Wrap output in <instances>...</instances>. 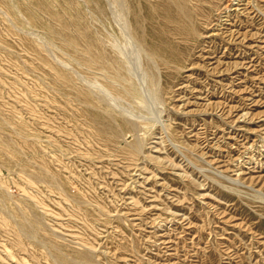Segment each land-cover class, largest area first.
Here are the masks:
<instances>
[{
    "label": "rangeland",
    "instance_id": "1",
    "mask_svg": "<svg viewBox=\"0 0 264 264\" xmlns=\"http://www.w3.org/2000/svg\"><path fill=\"white\" fill-rule=\"evenodd\" d=\"M0 264H264V0H0Z\"/></svg>",
    "mask_w": 264,
    "mask_h": 264
},
{
    "label": "bare ground",
    "instance_id": "2",
    "mask_svg": "<svg viewBox=\"0 0 264 264\" xmlns=\"http://www.w3.org/2000/svg\"><path fill=\"white\" fill-rule=\"evenodd\" d=\"M119 16V15H118Z\"/></svg>",
    "mask_w": 264,
    "mask_h": 264
}]
</instances>
